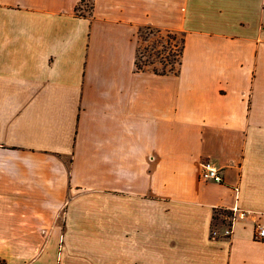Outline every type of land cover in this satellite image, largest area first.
Wrapping results in <instances>:
<instances>
[{
    "label": "crops",
    "instance_id": "crops-1",
    "mask_svg": "<svg viewBox=\"0 0 264 264\" xmlns=\"http://www.w3.org/2000/svg\"><path fill=\"white\" fill-rule=\"evenodd\" d=\"M263 223L264 0H0V264H264Z\"/></svg>",
    "mask_w": 264,
    "mask_h": 264
},
{
    "label": "rangeland",
    "instance_id": "rangeland-1",
    "mask_svg": "<svg viewBox=\"0 0 264 264\" xmlns=\"http://www.w3.org/2000/svg\"><path fill=\"white\" fill-rule=\"evenodd\" d=\"M182 38L181 33L143 28L139 34V67L176 71L182 53Z\"/></svg>",
    "mask_w": 264,
    "mask_h": 264
},
{
    "label": "built area",
    "instance_id": "built-area-1",
    "mask_svg": "<svg viewBox=\"0 0 264 264\" xmlns=\"http://www.w3.org/2000/svg\"><path fill=\"white\" fill-rule=\"evenodd\" d=\"M200 174L201 178L206 181H213L217 183H221L223 181L219 168L211 161H203L201 163ZM234 211H237V209L234 208ZM230 232V229H226L225 235H230ZM214 234H216V232H214ZM255 239L264 241V223L257 226Z\"/></svg>",
    "mask_w": 264,
    "mask_h": 264
},
{
    "label": "trees",
    "instance_id": "trees-1",
    "mask_svg": "<svg viewBox=\"0 0 264 264\" xmlns=\"http://www.w3.org/2000/svg\"><path fill=\"white\" fill-rule=\"evenodd\" d=\"M182 49H183V38H182ZM139 54V53H138ZM138 59H139V55H138V57H137V65H138ZM180 61V60H179ZM138 67H139V65H138ZM139 68H141V67H139ZM153 70H155V69H153ZM155 71H157V70H155ZM158 72V71H157ZM160 72H162V73H166L165 71H160ZM223 215V214H227V213H225V212H220V215ZM219 214H217V213H215V219H218L219 218V216H218ZM226 217H230V215H228L227 214V216H225V218Z\"/></svg>",
    "mask_w": 264,
    "mask_h": 264
}]
</instances>
